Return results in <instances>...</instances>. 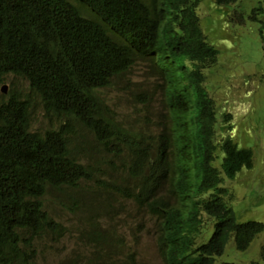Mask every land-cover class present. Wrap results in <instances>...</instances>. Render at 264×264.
<instances>
[{
    "label": "trees",
    "instance_id": "16d2710c",
    "mask_svg": "<svg viewBox=\"0 0 264 264\" xmlns=\"http://www.w3.org/2000/svg\"><path fill=\"white\" fill-rule=\"evenodd\" d=\"M199 1L0 0V85L7 75L22 77L44 112L62 118L32 131L25 98L10 94L0 103V264H36L39 237L64 236L43 197L80 182L146 211L162 264H215L230 237L243 251L264 230L259 221L238 222L224 199L232 195L223 178L251 168L252 151L223 136L230 125H218L214 101L201 89L203 69L219 52L199 26ZM139 61L165 86L168 123L155 133L122 130L98 95ZM73 122L94 137L102 159L121 155L126 177L113 178L115 166L104 171L75 143ZM206 219L212 232L202 240Z\"/></svg>",
    "mask_w": 264,
    "mask_h": 264
},
{
    "label": "rangeland",
    "instance_id": "374dc122",
    "mask_svg": "<svg viewBox=\"0 0 264 264\" xmlns=\"http://www.w3.org/2000/svg\"><path fill=\"white\" fill-rule=\"evenodd\" d=\"M257 7L260 10L251 18L252 9ZM196 14L207 42L219 52L216 62L203 69L201 89L214 101L218 125H230L223 136L232 137L239 148L252 151L251 168L243 166L234 178H223L222 185L232 195L230 200L224 199L238 222L264 224V0H236L227 5L200 0ZM161 84V76L139 61L98 95L122 130L155 133L168 123L165 86ZM0 86L4 87L0 103L10 94L28 101L32 131L54 128L62 122L60 116L44 112L40 98L22 77L7 75ZM72 125L78 135L75 143L88 147L92 158L96 157L94 162H100L104 171L115 166L111 172L115 179L126 177L121 155L102 159L105 152L99 146L94 148V137L78 123ZM219 161L217 158L213 165L219 166ZM43 203L48 214L66 230L60 238L51 234L39 237L36 264H162L154 219L131 200L89 181L80 182L76 188L48 189ZM206 221L202 240L212 232L211 220ZM96 233L101 235L98 241ZM263 245L264 230L243 251L235 248L230 237L215 264H264L260 257Z\"/></svg>",
    "mask_w": 264,
    "mask_h": 264
},
{
    "label": "water",
    "instance_id": "95a60500",
    "mask_svg": "<svg viewBox=\"0 0 264 264\" xmlns=\"http://www.w3.org/2000/svg\"><path fill=\"white\" fill-rule=\"evenodd\" d=\"M1 90L4 91V87L3 86L1 87Z\"/></svg>",
    "mask_w": 264,
    "mask_h": 264
}]
</instances>
